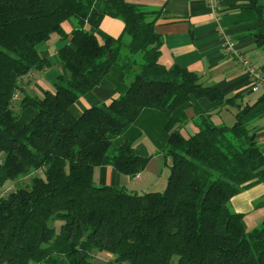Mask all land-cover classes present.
<instances>
[{"label":"trees","instance_id":"16d2710c","mask_svg":"<svg viewBox=\"0 0 264 264\" xmlns=\"http://www.w3.org/2000/svg\"><path fill=\"white\" fill-rule=\"evenodd\" d=\"M234 7L258 10L262 22L254 36L264 47L257 0ZM160 12L127 0H0V186L14 183L0 195V264H97L95 251L112 257L105 264H264V220L247 229L243 214L230 207L234 195L264 182V153L244 121L252 107L239 108L232 125L216 124L213 112H197L195 129L184 134L186 117L172 115L178 107L192 97L235 105L236 96L186 67L160 62ZM107 15L122 19L130 42L98 38ZM68 20L76 23L71 32ZM54 33L70 39L58 50L67 75L43 96L17 101L22 78L50 65L38 45ZM112 66L125 73L127 91L73 115L71 106ZM29 106L37 114L23 124L20 111ZM146 107L168 118L166 187L138 193L97 185L94 171L111 149L109 136ZM179 123L183 130L175 129ZM147 162L128 142L108 159L132 176ZM255 204L263 206L264 197Z\"/></svg>","mask_w":264,"mask_h":264},{"label":"crops","instance_id":"0c3cea01","mask_svg":"<svg viewBox=\"0 0 264 264\" xmlns=\"http://www.w3.org/2000/svg\"><path fill=\"white\" fill-rule=\"evenodd\" d=\"M141 4L150 10H161L156 21V31L162 38L160 62L168 68L176 65L186 67L199 74L202 80L219 88L227 97L236 96L235 111L226 105L228 115L223 117L219 102L207 98H194L178 107L173 116H185V129L193 131V118L197 112L210 111L213 116L221 114L219 124L232 125L236 121L239 108L251 106L244 116L256 136V141L264 153V101L258 102L264 91L252 88L253 76L243 63L230 55L222 45L223 40L233 44L236 52L250 60L264 72V47L256 45L254 31L261 24V17L256 8L234 7L251 0H218L217 12H214L206 0H127ZM264 19V0H257ZM75 21L68 20L65 29L71 32ZM90 29V26H86ZM100 40L107 37H122L128 43L131 37L124 33V22L118 17L105 16L95 31ZM70 39H61L58 34L38 45L40 55L49 61L45 68H34L19 83V98L26 94L43 96L47 90H54V83L61 74L67 75L66 68L58 59V50ZM137 60L141 53L136 54ZM128 83L125 73L112 66L102 82L83 94L71 106L73 115L79 116L86 109L112 100L125 93ZM37 114L33 107H24L20 111V121L25 124ZM168 118L155 108H144L136 120L122 130L110 135L111 149L105 161L95 168L94 181L100 186H120L129 191L143 193L162 191L166 187L169 168L164 154L170 131L167 129ZM175 129H184L179 123ZM124 142L130 143L137 155L147 157L146 167L138 176L118 171L108 163L113 149ZM264 197V182L245 187L230 199V207L243 214L247 229H252L264 220V205L257 206V200Z\"/></svg>","mask_w":264,"mask_h":264},{"label":"built area","instance_id":"2783aa9c","mask_svg":"<svg viewBox=\"0 0 264 264\" xmlns=\"http://www.w3.org/2000/svg\"><path fill=\"white\" fill-rule=\"evenodd\" d=\"M209 4V7L214 11L217 12L218 9V0H206ZM222 45L224 48L229 52L230 55L234 56L235 58L239 59L246 70L252 74L253 76V82H252V88L255 91H264V72L259 69L255 64L250 62V60L244 58L240 53L236 52L233 48V44L229 42L228 40H223ZM18 97L15 96V99ZM138 176V174L134 175ZM11 188V187H10ZM9 188V189H10ZM9 189H0V195L4 196Z\"/></svg>","mask_w":264,"mask_h":264},{"label":"rangeland","instance_id":"374dc122","mask_svg":"<svg viewBox=\"0 0 264 264\" xmlns=\"http://www.w3.org/2000/svg\"><path fill=\"white\" fill-rule=\"evenodd\" d=\"M72 21V20H71ZM58 34L57 33H54V34H52V37H55V36H57ZM222 108H225V109H222V113H223V117H224V115L225 116H227L228 114V110L226 109V107L225 106H223ZM230 110L231 111H235V106L234 105H232V106H230ZM221 114H219V115H215V116H213V120H214V122L216 123V124H219L221 121H220V119H221V116H220ZM184 131V134H187V130L185 129V130H183ZM189 132H190V130H189ZM24 180H23V183L24 182H30V177L28 178V177H24L23 178ZM12 185H14V183L12 182V181H7L4 185H3V187H1L0 186V189L2 188V189H9ZM11 189H9L8 190V192L10 191ZM7 192V193H8ZM263 221V220H262ZM112 257L109 255V254H107L105 251H99V252H97V251H95V252H93V260H94V262L95 263H97V264H105V262L107 261V260H110ZM122 264H129L127 261H125V262H123Z\"/></svg>","mask_w":264,"mask_h":264}]
</instances>
